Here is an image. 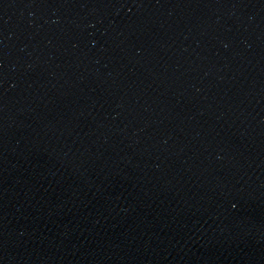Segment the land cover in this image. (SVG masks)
I'll use <instances>...</instances> for the list:
<instances>
[{"label": "water", "instance_id": "95a60500", "mask_svg": "<svg viewBox=\"0 0 264 264\" xmlns=\"http://www.w3.org/2000/svg\"><path fill=\"white\" fill-rule=\"evenodd\" d=\"M0 264H264V0H0Z\"/></svg>", "mask_w": 264, "mask_h": 264}]
</instances>
